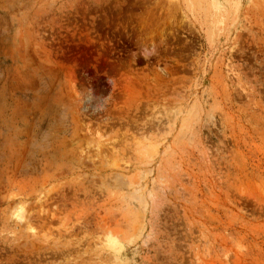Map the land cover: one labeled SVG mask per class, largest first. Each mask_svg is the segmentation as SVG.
Wrapping results in <instances>:
<instances>
[{
	"label": "rangeland",
	"instance_id": "374dc122",
	"mask_svg": "<svg viewBox=\"0 0 264 264\" xmlns=\"http://www.w3.org/2000/svg\"><path fill=\"white\" fill-rule=\"evenodd\" d=\"M0 264H264V0H0Z\"/></svg>",
	"mask_w": 264,
	"mask_h": 264
},
{
	"label": "bare ground",
	"instance_id": "6f19581e",
	"mask_svg": "<svg viewBox=\"0 0 264 264\" xmlns=\"http://www.w3.org/2000/svg\"><path fill=\"white\" fill-rule=\"evenodd\" d=\"M15 216H16V217H20L19 213H15Z\"/></svg>",
	"mask_w": 264,
	"mask_h": 264
}]
</instances>
